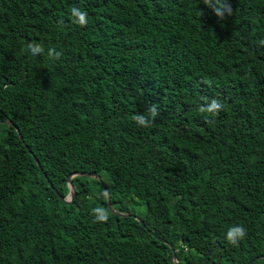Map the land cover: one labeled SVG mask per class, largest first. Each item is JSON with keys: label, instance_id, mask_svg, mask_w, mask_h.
I'll return each mask as SVG.
<instances>
[{"label": "trees", "instance_id": "1", "mask_svg": "<svg viewBox=\"0 0 264 264\" xmlns=\"http://www.w3.org/2000/svg\"><path fill=\"white\" fill-rule=\"evenodd\" d=\"M227 3L219 20L203 0H0V264L264 254V0ZM153 105L151 127L132 119ZM73 171L98 178L70 176L64 202Z\"/></svg>", "mask_w": 264, "mask_h": 264}, {"label": "clouds", "instance_id": "2", "mask_svg": "<svg viewBox=\"0 0 264 264\" xmlns=\"http://www.w3.org/2000/svg\"><path fill=\"white\" fill-rule=\"evenodd\" d=\"M203 3L213 10L215 16L218 17L219 20L226 19V16L231 15L233 11L231 5L227 3V0H203ZM71 15L73 18V23H77L79 25H85L87 23L88 14L86 11H81L78 8L73 7L71 9ZM259 44L264 45V39L260 40ZM28 48L33 55L43 52V48L37 45L29 44ZM48 55L50 58L59 59L61 53L56 52L54 48H50ZM222 106L223 105L220 102L213 99L209 104H207V106L202 105L198 110L200 113H207L214 116L218 114V111L222 108ZM148 113L149 115L147 117L145 115H134L132 119L140 126L151 127L152 121L149 119V117L154 118L157 115L156 106L153 105L148 110ZM206 122L211 121H208L206 118ZM103 195H107V193H104ZM92 213L95 215V220L97 222H106L109 218L106 209L102 207L93 208ZM245 235L246 232L243 227L235 226L228 230L226 239L231 244L236 245L237 241L239 239H243Z\"/></svg>", "mask_w": 264, "mask_h": 264}, {"label": "water", "instance_id": "3", "mask_svg": "<svg viewBox=\"0 0 264 264\" xmlns=\"http://www.w3.org/2000/svg\"><path fill=\"white\" fill-rule=\"evenodd\" d=\"M34 162L36 163V160H34ZM77 174H85V175H88V176H95L96 178H98L97 175H94L91 172H86V173L78 172V171L77 172H74V171L71 172L66 177V184H67V187H68V194H66L65 197H63V198H60L62 201L69 202L71 200V198L73 196V190H72V187H71V185L69 183V177L72 176V175H77ZM102 187H103L104 193H107V190H106V188H105V186L103 184H102ZM105 203H106V206L110 209L109 200H108V193H107V195H105ZM116 214L125 215L124 213H118V212H116ZM131 215H132V217H134L135 219H137L139 221V219H138V217L136 215H133V214H131ZM167 244L170 246V243H167ZM218 257H219V255L217 254V258L215 260V264H218ZM258 258H264V254L255 255L250 260H248L246 264H250L253 260L258 259Z\"/></svg>", "mask_w": 264, "mask_h": 264}]
</instances>
